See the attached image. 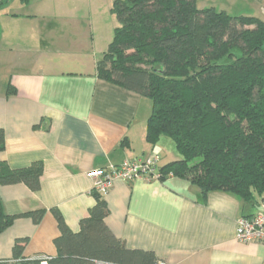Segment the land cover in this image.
<instances>
[{"label": "crops", "instance_id": "0c3cea01", "mask_svg": "<svg viewBox=\"0 0 264 264\" xmlns=\"http://www.w3.org/2000/svg\"><path fill=\"white\" fill-rule=\"evenodd\" d=\"M67 3L55 1L56 9L42 17L7 12L12 30H0V128L5 132L0 162L11 168L43 163L39 190L25 183L0 184V197L11 215L46 209L39 223L20 216L0 233V259L13 256L17 238L28 240L26 257L55 256L60 231L52 209H59L69 228L78 231L95 203L93 170L154 151L164 164L160 142L152 145L146 139L152 100L98 76L101 57L90 39L74 41L79 34L72 30L74 15H68ZM224 4L234 9L233 15L264 21V0ZM44 19L50 25L42 29L37 25H45ZM40 47L64 48L78 58L66 59L65 65L44 62L33 57ZM104 198L112 232L129 248L153 251L167 264H264V244L237 239L238 219L255 214L258 203L246 204L225 192H211L204 202L196 185L175 176L117 179Z\"/></svg>", "mask_w": 264, "mask_h": 264}, {"label": "trees", "instance_id": "16d2710c", "mask_svg": "<svg viewBox=\"0 0 264 264\" xmlns=\"http://www.w3.org/2000/svg\"><path fill=\"white\" fill-rule=\"evenodd\" d=\"M112 12L118 25L97 62V74L152 100L146 139L152 145L171 139L179 154L160 162L159 179L170 174L187 179L201 190L204 202L211 192H225L261 205L264 21L214 6L200 8L197 0H112ZM13 93L9 86L8 94ZM42 176V162L24 168L0 162L2 185L25 183L37 191ZM93 194L95 203L78 231L52 209L60 231L55 256L26 257L28 240L17 238L13 256L0 264H167L155 252L129 248L117 237L106 223L105 195ZM45 212L11 215L0 197V233L20 216L39 223Z\"/></svg>", "mask_w": 264, "mask_h": 264}, {"label": "rangeland", "instance_id": "374dc122", "mask_svg": "<svg viewBox=\"0 0 264 264\" xmlns=\"http://www.w3.org/2000/svg\"><path fill=\"white\" fill-rule=\"evenodd\" d=\"M55 1L58 2L60 0H0V30L2 31V29H5V32L12 30L4 17L7 12L12 13L15 11L23 15L34 13L42 17V15L48 13V11L52 13L56 9V7H54ZM226 1L227 0H197V5L200 8L216 6L219 10H224L222 8L224 7L228 11L229 7L227 5L224 6V2ZM67 2L66 7L70 9V14L68 13V15H74L71 18L73 25L72 30L79 34V38H76L74 41L78 44H83L85 41L81 39L82 37L86 39V42L90 39L94 44V50L98 54V58L102 57V53L107 50L114 37L115 27L118 25L117 18L112 12V0H67ZM233 11L234 9L229 10L228 13H232ZM39 20H41V18ZM44 20L45 25L38 24L37 26L42 27V29L48 27V25H50V19ZM15 28L16 26H14L13 30ZM36 30L38 29L36 28ZM50 31L51 29L49 27L47 32ZM79 39L80 41H78ZM60 42L63 43L64 39ZM38 50L39 53L33 51V53H35L33 57L40 58L44 62L57 60L60 63L65 62V65L67 64L66 59L72 57L75 58L76 61V58H78L76 55L77 52H66L67 49L64 48L63 50L57 51L51 47H44L42 49L40 47ZM74 55H76V57ZM159 148L162 150L163 157H165L164 164L176 160L179 156L176 146L171 139H163L159 144Z\"/></svg>", "mask_w": 264, "mask_h": 264}, {"label": "built area", "instance_id": "2783aa9c", "mask_svg": "<svg viewBox=\"0 0 264 264\" xmlns=\"http://www.w3.org/2000/svg\"><path fill=\"white\" fill-rule=\"evenodd\" d=\"M161 156L152 152L142 158L125 160L119 165H110L91 172L93 191L106 194L114 185L115 180L131 181L145 177L159 179ZM173 175L170 174L169 177ZM237 239L244 243L264 244V202L259 210L249 216L238 219Z\"/></svg>", "mask_w": 264, "mask_h": 264}]
</instances>
